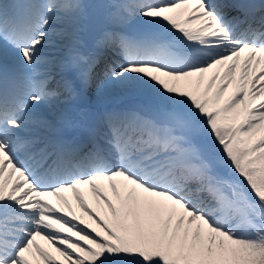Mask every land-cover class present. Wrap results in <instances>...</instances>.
<instances>
[{"label":"snow or ice","instance_id":"1","mask_svg":"<svg viewBox=\"0 0 264 264\" xmlns=\"http://www.w3.org/2000/svg\"><path fill=\"white\" fill-rule=\"evenodd\" d=\"M112 7L86 54L79 0L0 3V46L26 70L0 80V264H264V0ZM53 35L68 41L57 61L42 54ZM106 49L103 75L140 105L91 124L74 105L41 136L36 109L83 100Z\"/></svg>","mask_w":264,"mask_h":264},{"label":"rangeland","instance_id":"2","mask_svg":"<svg viewBox=\"0 0 264 264\" xmlns=\"http://www.w3.org/2000/svg\"><path fill=\"white\" fill-rule=\"evenodd\" d=\"M38 2H44V0H38ZM79 2L83 5V10L82 11H83V15H84L85 13H87V11H85L84 9H87L90 5L92 6L93 3H94V0H79ZM116 2H117V4L123 3L122 0H116ZM113 10L115 11V9L111 5V11H113ZM128 25H129V27L134 28V29H140V30L144 29V26L140 23L139 18H133ZM62 27H63V25H61L60 23L56 22V28L55 29L53 28L52 30H53V32L59 33V31L62 29ZM79 36L82 37V35H78V37ZM63 39L64 38L61 37L60 35H53L51 37V42L50 43L53 45V47L60 48V47H62V45H60V44L63 41ZM66 40L67 39L65 38V41L63 42V45H65V46L68 43V42H66ZM0 58H1V60L7 61L8 65H9V69H11V71L15 70V69H18L20 67L18 62L16 61V59L12 55V51L10 49L7 52H5L3 47L0 46ZM54 69H56V65H53L51 68H49L48 72L53 73ZM102 74H103V70H102ZM53 77H54V75H50L49 78H48V81H51L53 79ZM99 81L100 82H103V81L105 82V87L108 88V89H106V92L117 93L116 96L119 95V91L122 88V86H120L117 83H113V82L107 80L104 75H103V77L101 79H99ZM95 86H97V83L95 84ZM95 86H93V84H92V86L90 88L91 92H94V91L97 90L99 94H102V93L105 94L104 91L100 92V87H95ZM115 90L117 92H115ZM124 92H130V91L126 89V90L122 91V93H124ZM125 94H127V93H125ZM105 99H107V98H105ZM81 103H85V106H86V101L85 100H81V102L79 103V106H81ZM56 107L57 106L55 105L54 108H56ZM53 110L54 109H52V107L50 106V103L42 104L36 109V114L40 115V117L37 115L36 118L40 119V120L47 121V119H50V117L52 116ZM84 189L85 188L82 187V192H84L83 194L85 196L84 198H86L88 196H91L90 193L87 191V188L85 189V191H83ZM87 194H88V196H87ZM66 195L69 198V202L73 205V209L77 213V215L78 216H83V218L86 221H88V217L84 216V214L79 211V208L75 204L74 199H72L71 194L67 193ZM90 200L94 201L92 197H91ZM92 203L93 204L91 206L90 205L89 206L92 207L95 210L96 209L95 201L92 202ZM37 242L40 243L42 246H44L46 248L48 247V245H46L43 241L38 240ZM49 250H51V249L49 248ZM53 255H55V253H53ZM57 258L59 259V257H57Z\"/></svg>","mask_w":264,"mask_h":264},{"label":"bare ground","instance_id":"3","mask_svg":"<svg viewBox=\"0 0 264 264\" xmlns=\"http://www.w3.org/2000/svg\"><path fill=\"white\" fill-rule=\"evenodd\" d=\"M122 2L124 3V2H126V0H122ZM111 5H118V4H117L116 0H111V1L109 2V11H108V13H106V14H108V15H109L110 13L114 12V10L111 11ZM114 9H115V8H114ZM106 64H107V63H106ZM106 64H105V65H106ZM105 65L101 66L100 70H102V68H104ZM100 70H99V71H100ZM99 71L96 72V76H95V78L97 77V75L100 74ZM59 91H60V89L57 90V92H59ZM230 91H231V89H229V92H230ZM94 93H95V94H94ZM125 93H127V94H125ZM102 94H103V93H102ZM102 94H99L97 90L94 91V92H91V90H89V93H88V95H87V98H89V96H90V99H92V100L90 101L89 106H87L86 108L88 109V111H89L90 113H92V115H93V111H92V109L97 108V109L103 111V116H104L105 113H108L107 108H108L110 105L114 104L116 101L121 100L122 98H124V97H126V96H132V95H135V94L132 93V92H131V93H130V92H124V93H122V91H119V95H118V96H116L117 93H111V92H106L105 94H103L104 96H103ZM227 95H228V93L225 94V98L227 97ZM103 98H104V99H103ZM105 98H107V99H105ZM102 99H103V100H102ZM64 100H65V98H64L63 96H60L59 99H57L56 97H53V98L51 99V102L54 103L53 106H52V108H54L55 105H56L57 107L55 108V112H57V113L60 114V115H61L66 109H68L69 107L74 106V105H77L81 99H77V100H75V101H72L71 104L65 103ZM88 102H89V101H88ZM103 116H102V117H103ZM102 117H101V118H102ZM59 128H60V125H58V124H57V125H53V127H52L50 130H48V133H49L50 135H52V133L55 134L56 131H57ZM45 131H46V128H42V129H40V135H41V136H46ZM85 189H86V188H85ZM85 189H84L83 191H85ZM87 191H88V190H87ZM83 193H84V192H83ZM85 193H86V192H85ZM109 195H111V194L109 193ZM87 196H88V194H87ZM84 197H85V196H84ZM90 199H91V196H88V197L85 198V200H86V201L88 202V204L91 206V205L93 204L92 202H94V201H92V200H90ZM70 201H71V200H70Z\"/></svg>","mask_w":264,"mask_h":264},{"label":"water","instance_id":"4","mask_svg":"<svg viewBox=\"0 0 264 264\" xmlns=\"http://www.w3.org/2000/svg\"><path fill=\"white\" fill-rule=\"evenodd\" d=\"M104 2H105L104 0H96L94 12H93V14L90 17L91 19L89 21V24H92V22H94L93 20L101 18Z\"/></svg>","mask_w":264,"mask_h":264}]
</instances>
